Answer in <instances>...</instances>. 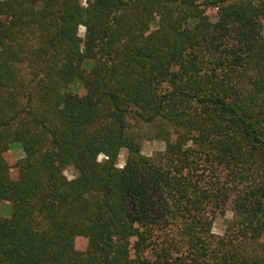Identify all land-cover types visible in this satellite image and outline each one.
<instances>
[{
  "label": "trees",
  "instance_id": "obj_1",
  "mask_svg": "<svg viewBox=\"0 0 264 264\" xmlns=\"http://www.w3.org/2000/svg\"><path fill=\"white\" fill-rule=\"evenodd\" d=\"M3 203L0 264H264V0H1Z\"/></svg>",
  "mask_w": 264,
  "mask_h": 264
},
{
  "label": "rangeland",
  "instance_id": "obj_2",
  "mask_svg": "<svg viewBox=\"0 0 264 264\" xmlns=\"http://www.w3.org/2000/svg\"><path fill=\"white\" fill-rule=\"evenodd\" d=\"M83 1L86 2V0H83ZM208 15H209L212 22L217 21L218 11L216 9H209ZM157 26H158L157 23H153L152 30H155L157 28ZM85 32H86L85 28L81 27L80 32H79V35L81 38L85 37ZM71 89L74 92H78L80 95L85 93V90H83V89L79 90L80 87L78 84L72 86ZM165 148H166V143L163 141H159V140L146 141L143 144L142 153L145 156H152L154 153H156L158 151H162ZM23 157H24V152H23V149H22L20 144L12 145L11 149L5 154V158L11 167V177L13 179H17L19 176L17 163ZM127 157H128V151L126 149L122 150L120 153V156H119V160H118L119 168H123L125 166V164L127 162ZM103 158L104 157H100V160H102ZM65 175L69 179H74L77 177L78 173L74 168L68 167L65 170ZM10 210H11V205L9 203H3L1 205V208H0V216L1 217L8 216L10 214ZM231 218H232V212L229 211L225 217L217 219L214 222L213 231L219 235L223 234L225 231V221L227 219H231ZM76 245H77L78 250H80V251L84 252L87 250V241L84 238H78ZM137 253H138V248L136 247V241H133L132 256L135 257L137 255Z\"/></svg>",
  "mask_w": 264,
  "mask_h": 264
}]
</instances>
